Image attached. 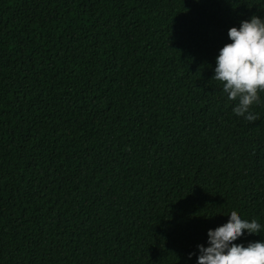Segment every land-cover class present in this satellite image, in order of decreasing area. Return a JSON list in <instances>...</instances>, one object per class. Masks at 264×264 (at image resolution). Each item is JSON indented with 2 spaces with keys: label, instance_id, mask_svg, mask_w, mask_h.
Segmentation results:
<instances>
[{
  "label": "trees",
  "instance_id": "trees-1",
  "mask_svg": "<svg viewBox=\"0 0 264 264\" xmlns=\"http://www.w3.org/2000/svg\"><path fill=\"white\" fill-rule=\"evenodd\" d=\"M252 15L264 0H0V264H195L228 212L264 225V91L248 121L212 79Z\"/></svg>",
  "mask_w": 264,
  "mask_h": 264
},
{
  "label": "clouds",
  "instance_id": "clouds-1",
  "mask_svg": "<svg viewBox=\"0 0 264 264\" xmlns=\"http://www.w3.org/2000/svg\"><path fill=\"white\" fill-rule=\"evenodd\" d=\"M225 43L215 57L212 79L222 82L228 100H237L233 112L245 120L256 119L250 107L259 103L264 91V17L252 15L231 26ZM226 222L207 230L206 243H198L195 264H264V239L236 243L238 238L260 233L264 225L245 219L235 209Z\"/></svg>",
  "mask_w": 264,
  "mask_h": 264
}]
</instances>
